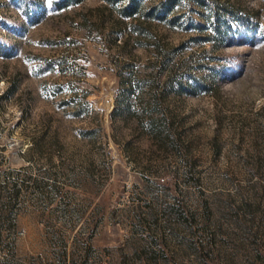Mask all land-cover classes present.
Masks as SVG:
<instances>
[{
  "label": "rangeland",
  "instance_id": "374dc122",
  "mask_svg": "<svg viewBox=\"0 0 264 264\" xmlns=\"http://www.w3.org/2000/svg\"><path fill=\"white\" fill-rule=\"evenodd\" d=\"M131 1L0 0V264H264V0Z\"/></svg>",
  "mask_w": 264,
  "mask_h": 264
},
{
  "label": "trees",
  "instance_id": "16d2710c",
  "mask_svg": "<svg viewBox=\"0 0 264 264\" xmlns=\"http://www.w3.org/2000/svg\"><path fill=\"white\" fill-rule=\"evenodd\" d=\"M169 2H171V0H169ZM169 2L164 4V5H162V6H160L157 10H154V12H151V13L149 12L148 14H145V16H147V18L148 17L149 18L150 17H156V18H159V19L164 18L166 16V14H167V11L169 10V7L167 6L169 4ZM137 4H138V2H136V0L131 1L130 5L126 8L127 11L125 13L127 15H131L137 9V7H138ZM153 13H155V14H153ZM213 13H214L213 15H214L215 19L220 23V25H222V24L226 25V27L224 29L226 31H228L229 33H231L232 32V26H231V23H230L229 19L226 18V15L224 13H222V12H219V10H214ZM217 30H218V32L220 34H222V33L224 34L226 32L225 30H223L221 28V26H219ZM0 50L4 54L7 53V52H5V50H4L2 45H0Z\"/></svg>",
  "mask_w": 264,
  "mask_h": 264
}]
</instances>
